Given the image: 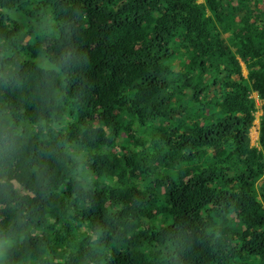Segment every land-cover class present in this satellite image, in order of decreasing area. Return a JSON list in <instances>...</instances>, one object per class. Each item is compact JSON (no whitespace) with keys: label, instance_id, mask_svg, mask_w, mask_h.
Returning <instances> with one entry per match:
<instances>
[{"label":"trees","instance_id":"1","mask_svg":"<svg viewBox=\"0 0 264 264\" xmlns=\"http://www.w3.org/2000/svg\"><path fill=\"white\" fill-rule=\"evenodd\" d=\"M196 1L0 0V264H264L260 0Z\"/></svg>","mask_w":264,"mask_h":264},{"label":"rangeland","instance_id":"2","mask_svg":"<svg viewBox=\"0 0 264 264\" xmlns=\"http://www.w3.org/2000/svg\"><path fill=\"white\" fill-rule=\"evenodd\" d=\"M196 2L202 3L203 0H197ZM226 7H227L228 12H230V6H226ZM257 8L259 12L256 13L255 16L258 20H262L264 18V15L261 14L264 12L263 11L264 10V0H260V2L257 4ZM231 11L232 12L235 11V8L233 6H231ZM231 15H233L234 20H239L240 18H243L241 7L238 6L235 13H232ZM222 36L225 38L226 41H229L231 39L232 33L226 32L225 34H222ZM242 72L244 73L243 75L246 74V71L243 65H242ZM170 78L172 77L170 76ZM252 96L255 99V102H254L255 110L253 112L255 120L253 122V126L250 128L249 138H250V145L254 146V148L257 150V147L259 146L258 141L261 139L262 134H263V132L258 128V117L261 114V101L255 98V94H252ZM158 190L161 191V189H158Z\"/></svg>","mask_w":264,"mask_h":264},{"label":"bare ground","instance_id":"3","mask_svg":"<svg viewBox=\"0 0 264 264\" xmlns=\"http://www.w3.org/2000/svg\"><path fill=\"white\" fill-rule=\"evenodd\" d=\"M254 122V121H253ZM258 128H259V122H258ZM250 132V131H249Z\"/></svg>","mask_w":264,"mask_h":264},{"label":"clouds","instance_id":"4","mask_svg":"<svg viewBox=\"0 0 264 264\" xmlns=\"http://www.w3.org/2000/svg\"><path fill=\"white\" fill-rule=\"evenodd\" d=\"M260 149V148H259ZM14 184H15V182H14ZM162 264V263H161Z\"/></svg>","mask_w":264,"mask_h":264}]
</instances>
